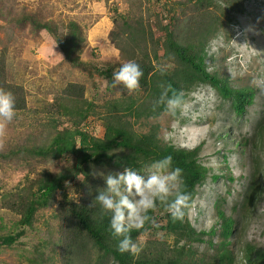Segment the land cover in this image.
I'll return each mask as SVG.
<instances>
[{
    "label": "trees",
    "instance_id": "1",
    "mask_svg": "<svg viewBox=\"0 0 264 264\" xmlns=\"http://www.w3.org/2000/svg\"><path fill=\"white\" fill-rule=\"evenodd\" d=\"M246 1L128 0L124 13H114L108 41L117 53L107 61L94 51L89 52V58H82L88 50L86 28L75 20H64L56 27L49 20L50 14L38 18L24 12L10 20L16 27L28 23L32 34H47L60 49V65L68 66L66 75L71 79L50 92L54 97L45 108L31 110L23 73L15 69L5 47L0 50V89L11 91L15 97L14 120L25 117L27 111L37 116L35 120L25 117L20 123L22 130L10 125L9 130L15 128L17 134L10 136L6 150L0 143V161L14 163V170L18 169L14 186L0 193V221L2 216L9 218L0 223V252L23 247L26 253L17 259L26 264H264V249L255 244L238 242L236 255L229 249L234 222L221 210L220 199L214 206L217 220L207 231H196L188 215L183 221H173L166 206L158 204L148 213L144 229L131 233L142 249L139 255L117 251L118 241L108 229L110 217H102L94 201L98 190L106 187L104 176L127 167L139 171L171 156L173 167L183 170V187L193 203L197 188L209 173L199 161V149L180 150L164 144L156 125L146 133H138L133 125L166 112L161 101L165 91L168 97L183 92L186 100L188 92L201 85H209L221 98L230 100L235 116H243L253 101L251 91L231 88L226 79L208 72L205 61L207 45L225 14L241 12ZM149 3L162 13L154 12ZM169 14L167 25L154 21L163 33L162 38L154 37L151 18ZM11 38L8 32L6 39ZM128 61L136 62L143 71L139 88L131 93L122 86L112 87L114 72ZM20 66L24 72L27 62L20 61ZM74 78L76 81H71ZM115 92L118 96L113 97ZM107 93L111 96L104 98ZM92 119L101 122V136ZM263 133L264 119L244 144L250 179L240 209L251 207L264 190H258L257 160ZM26 230L42 237L34 245L22 246L20 240ZM203 243L206 252L197 257L194 245Z\"/></svg>",
    "mask_w": 264,
    "mask_h": 264
},
{
    "label": "rangeland",
    "instance_id": "2",
    "mask_svg": "<svg viewBox=\"0 0 264 264\" xmlns=\"http://www.w3.org/2000/svg\"><path fill=\"white\" fill-rule=\"evenodd\" d=\"M127 1L9 0L8 3L0 0V50L5 47L6 55L15 62V69L23 73V87L29 95L31 110L45 108V103L52 101L54 94L50 92L71 79L66 75L69 68L67 65H60L63 55L47 34H32L28 23L16 27L10 20L17 18L18 12L34 13L38 18L50 14L49 20L56 27L64 23V20H75L86 28L88 50L82 58H89V52L94 51L101 60L107 61L115 58L117 53L108 41V34L114 24V13H124ZM150 6L154 12L162 13L159 8L152 4ZM145 7L143 5V14ZM169 16L172 14L161 19L151 18L154 37H163L154 21L159 20L160 25L164 26L169 23ZM8 32L12 35L10 40L6 39ZM20 61L27 62L24 72L20 70ZM205 65L209 73L226 79L231 88L251 91L253 101L246 107L243 116H235L230 100L221 98L208 85H201L193 88L187 95L186 101L190 108L186 116L174 118L165 112L158 118L141 119L133 126L138 133H146L151 126L156 125L159 127V140L164 144L183 150L199 149V161L209 173L204 184L197 188L194 211L189 215V222L196 231H207L214 224L217 220L214 206L216 200L220 199L221 210L234 222V235L229 249H234L236 255L237 243L241 241L264 249V190L259 197L253 199L251 207L240 209L250 176L244 144L251 140L257 123L264 119V0H247L241 12L225 14L207 45ZM15 74L14 71L13 79L17 81ZM75 76H79V73L75 72ZM71 81L76 80L74 78ZM118 93H113V97L118 96ZM110 96L107 93L104 98ZM25 114L28 119L34 117L35 120L37 117L32 111ZM25 117L8 123L3 133H0V143L5 150L10 136L14 138L17 134L15 128L23 129L20 123L26 121ZM92 124L101 136V122L94 119ZM10 125H15L13 132L9 130ZM262 136L263 143L257 149L261 183L258 190L264 189V133ZM146 168L147 166L140 170ZM14 169V163L0 161V193L11 190L14 186L13 180L18 173V169ZM1 220L0 223L5 224L9 218L2 216ZM41 237V233L26 230L25 237L20 241L22 246H30L36 244ZM212 241L215 243L216 237ZM205 247L206 243L194 245V249L198 251L197 257L206 252ZM25 253L23 247L14 251L4 250L0 252V264H26L17 259Z\"/></svg>",
    "mask_w": 264,
    "mask_h": 264
},
{
    "label": "clouds",
    "instance_id": "3",
    "mask_svg": "<svg viewBox=\"0 0 264 264\" xmlns=\"http://www.w3.org/2000/svg\"><path fill=\"white\" fill-rule=\"evenodd\" d=\"M142 76L139 64L134 61L125 62L114 72L112 87L122 86L127 92H134L139 88ZM161 101L172 117H184L188 114L190 104L184 99L183 92L168 97L165 91ZM15 105L13 93L0 89V133L16 117ZM182 175L183 170L173 167L172 157L166 156L143 170L127 167L122 172L104 176L106 187L98 190L94 201L99 205L102 217H110L108 229L118 241L119 253L139 255L142 249L131 233L144 229L149 221L148 213L154 211L158 204L166 206L173 221H183L186 215L189 220V215L194 211L195 198L191 203V196L183 187Z\"/></svg>",
    "mask_w": 264,
    "mask_h": 264
}]
</instances>
